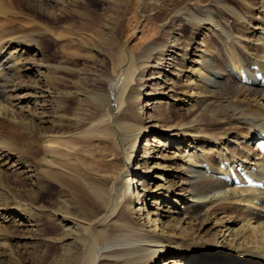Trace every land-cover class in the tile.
Segmentation results:
<instances>
[{
	"label": "bare ground",
	"instance_id": "obj_1",
	"mask_svg": "<svg viewBox=\"0 0 264 264\" xmlns=\"http://www.w3.org/2000/svg\"><path fill=\"white\" fill-rule=\"evenodd\" d=\"M233 1L253 13L139 0L163 17L139 53L133 26L105 89L86 94L58 87L43 44L63 39L33 27L86 1L28 0L27 16L0 0V179L22 186H0V257L2 239L26 237L47 264H264V186L236 185L264 182V0ZM53 187L51 208L39 196Z\"/></svg>",
	"mask_w": 264,
	"mask_h": 264
},
{
	"label": "rangeland",
	"instance_id": "obj_2",
	"mask_svg": "<svg viewBox=\"0 0 264 264\" xmlns=\"http://www.w3.org/2000/svg\"><path fill=\"white\" fill-rule=\"evenodd\" d=\"M85 1V3H79L75 11H70L56 20L41 16L38 18L40 21L38 26L33 27L34 29H41L44 25L53 26L55 33L61 35L63 39L59 48L50 42L43 44V49L49 55L51 63L60 64L64 67L62 71L55 74L60 76L59 79L62 81L58 87L73 91L75 90L73 81H75L77 90L87 94L105 89L106 78L109 76L111 65L116 62L122 43L137 23L135 28L137 38L127 41L126 47L129 50L135 48L137 53L140 52L138 47L146 42L144 38L147 39L146 34L149 29L155 27L156 22L163 17V8L157 9L153 15L150 14L153 11H149L148 7L139 6V0ZM247 1L254 2L255 0ZM25 2L28 0H15L14 4L18 7L19 12L25 15H33L34 11L27 8ZM16 3L20 4L16 5ZM179 4H182V1ZM227 4L237 12H246V15L253 13L249 4L245 5L247 7H242L240 3L233 0H227ZM231 25L232 22L229 26ZM159 34L160 32H158ZM80 104L81 114L86 116L93 107L92 103L89 100ZM175 106H180V103ZM143 138L144 136L140 140ZM10 178L8 181L6 178L0 179L1 188L11 191V193H14L16 189H22L17 180L14 182L12 176ZM60 195L59 189L53 187L52 190L40 194L39 200L44 205L54 208L56 206L55 200ZM0 197L7 199L3 190L0 192ZM71 203L72 200H69V205ZM147 209H150V205ZM212 224L213 221L209 225ZM41 225L46 226L44 232L48 235H57L61 232L58 226L49 225L45 221H42ZM24 235L27 236V233ZM2 242H4V246L1 249L6 250L13 259L11 258L9 261L6 256L0 257V264H47V253L43 243L31 245L30 243L33 241L27 240L26 237L10 238L6 241L2 239ZM58 251V246H55L50 253L56 255ZM158 264H162V262L159 261Z\"/></svg>",
	"mask_w": 264,
	"mask_h": 264
}]
</instances>
